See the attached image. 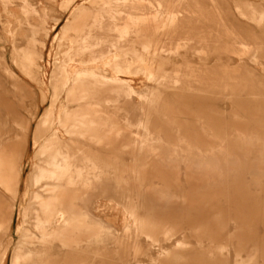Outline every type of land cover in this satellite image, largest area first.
Returning a JSON list of instances; mask_svg holds the SVG:
<instances>
[{
	"label": "rangeland",
	"instance_id": "1",
	"mask_svg": "<svg viewBox=\"0 0 264 264\" xmlns=\"http://www.w3.org/2000/svg\"><path fill=\"white\" fill-rule=\"evenodd\" d=\"M64 115L102 124L79 136ZM257 134L264 0H0V264H264ZM67 148L91 184L61 204L51 158Z\"/></svg>",
	"mask_w": 264,
	"mask_h": 264
},
{
	"label": "bare ground",
	"instance_id": "2",
	"mask_svg": "<svg viewBox=\"0 0 264 264\" xmlns=\"http://www.w3.org/2000/svg\"><path fill=\"white\" fill-rule=\"evenodd\" d=\"M120 12V11H119ZM157 12V11H156ZM155 13V12H154ZM153 13V14H154ZM142 14H144V13H142ZM151 14V13H150ZM149 14H147V16H148ZM145 16V15H144ZM146 16V17H147ZM141 17V16H140ZM115 18H116V16H115ZM144 18V17H143ZM147 19V18H146ZM137 20V22H135V21H131V23L132 24H134V25H138V24H140V22L142 21V19H140L139 17L136 19ZM144 20V19H143ZM151 20V19H150ZM147 21H148V19H147ZM147 21H145V22H147ZM142 23V22H141ZM153 23H155V22H153ZM145 25L146 24H143V26L144 27H142V29H145V28H147V27H145ZM159 25V24H158ZM160 25H162V24H160ZM131 27V26H130ZM140 27V26H139ZM158 27V26H157ZM162 27V26H161ZM164 27V26H163ZM159 29H160V26L158 27ZM141 29V28H140ZM158 29V30H159ZM129 29L126 27V28H123V29H121V32L122 33H128L129 31H128ZM136 30V29H135ZM139 30V29H138ZM140 32V31H139ZM144 32H145V30H144ZM131 33V32H130ZM143 35H145V34H143ZM140 38V37H139ZM142 41V40H141ZM145 41V47L147 48V49H149L150 48V46L152 45V43L150 44V46L149 45H147L148 43H149V41L148 42H146L147 41V39L146 40H144ZM143 44H144V42H143ZM154 44H156V43H154ZM142 45V44H141ZM153 46V45H152ZM151 46V47H152ZM154 47H158V45L157 46H154ZM152 49V48H151ZM150 50V49H149ZM156 50V49H155ZM158 51V50H157ZM155 52V51H154ZM152 57V56H151ZM149 75V78H151V73H149L148 74ZM130 87V86H129ZM133 91L134 92H136L137 93V95H139V97H143V94L144 93H139L138 92V90H135V89H133ZM132 91V92H133ZM148 91V90H147ZM131 91H130V93H132ZM147 93V92H146ZM57 97V96H56ZM98 97H99V102L97 101V104L100 106V103L103 101V99H104V97L103 96H100L99 94H98ZM114 104H115V102H114ZM95 117H97V116H92V117H80V118H77V119H70L67 115H64V118H65V120H66V123H67V125H68V127L70 128V131L69 132H71V131H73L74 133H76V135H79V136H87L88 134H94V133H96V132H98L99 131V128H100V126H101V124L102 123H97L96 121H94V118ZM87 118H89V119H91V121L89 122V123H87V122H85V119H87ZM63 120V119H62ZM54 123V122H53ZM145 127V126H144ZM234 128H236V126H234ZM203 129L206 131V132H208V133H210L213 129L212 128H210V126H207L205 123H204V125H203ZM235 130V139L233 140V143L234 144H236V145H241L242 144V142H241V138H243L245 135L244 134H241L240 132H238L239 130L238 129H234ZM104 133L102 134V136L101 137H97L98 139H97V144H100V143H102V144H104L105 146H107V145H109V146H113V138H114V133H115V128H112V129H110V128H106V129H104ZM213 132V133H212ZM211 133L212 134H214V136H212L213 138H216L217 140H218V145L220 146V147H223V146H225V144H226V140H225V136L224 135H222V134H220V133H218V132H216V131H212ZM54 134V133H53ZM59 134V133H58ZM56 135V134H55ZM38 136V135H37ZM54 136V135H53ZM252 136V135H251ZM250 136V137H251ZM50 137V136H49ZM256 139L257 140H260V139H262L263 138V136L261 135V134H257L256 135ZM54 138V137H53ZM53 138H51V139H53ZM38 139V138H37ZM40 139V138H39ZM264 139V138H263ZM262 139V140H263ZM55 140V139H54ZM159 140V139H158ZM45 141V140H44ZM49 141H51V140H49ZM137 141L138 142H140V143H142V145L145 147V146H148L149 145V143L151 144V145H154L153 144V142H150L149 141V139L146 137V138H144V137H142L141 135H137ZM177 141L178 142H183V143H187L188 145H192L193 143H192V141H191V139H190V136H184V135H179V137L177 138ZM47 142V141H46ZM58 143V142H57ZM154 143H156V142H154ZM47 143H45V145H46ZM259 144V143H258ZM47 145H49V144H47ZM167 145L169 146V147H173L175 150L173 151V152H176V146H174L171 142H168L167 143ZM208 145H211V144H209L208 143ZM260 145L262 146V144L260 143ZM263 145H264V141H263ZM54 146V145H53ZM52 146V147H53ZM68 146H70V145H68ZM48 147V146H47ZM49 147H50V145H49ZM42 148H44V145H43V147ZM42 148H40V149H42ZM77 148L78 149H76V151L77 152H80L81 151V149H82V146H81V142H78V145H77ZM49 149V148H48ZM157 149V148H156ZM262 149V148H261ZM12 151V150H11ZM39 151V150H38ZM43 151V150H42ZM44 151H46V150H44ZM43 151V152H44ZM42 152V153H43ZM48 152V151H47ZM66 152L68 153V155H63L62 154V151H59V152H56V154L55 155H53V157L51 158V161H52V169H51V171H50V173H51V176H52V178L53 179H55V180H66V185L59 191L60 192V197L58 198V201L60 200V203L61 204H64L65 203V201L66 200H69V199H74V198H77V197H79V191H78V189L76 188V183H77V180H79V179H84V185L87 187V186H89L90 184H91V178H89L88 176H86V174H85V172H84V165H85V162H84V158H78L77 156H76V158H77V160H78V163H80L79 165H77V167L75 168V170L72 172V171H70L69 170V166H70V159H72L71 158V155H69V152H70V149L69 148H67L66 149ZM39 153H41V151L39 152ZM45 153V152H44ZM55 153V152H54ZM46 154V153H45ZM59 154H60V156L62 155V156H64L63 157V162L61 163L60 161H59ZM62 156H61V158H62ZM74 156V158H75V154L73 155ZM208 156L210 157V160L209 161H207V167H211V166H213L214 165V163L211 161L212 160V157H213V154H212V152H209L208 153ZM14 157V156H13ZM208 157V158H209ZM11 162V161H10ZM12 162H13V160H12ZM14 165V164H13ZM11 166V165H10ZM71 166H72V164H71ZM11 169V168H10ZM2 171V170H1ZM38 174V173H37ZM41 175V174H40ZM39 175V176H40ZM38 176V175H37ZM36 176V178L35 179H37L38 177ZM3 178V177H2ZM40 178H42V176L41 177H39L38 179H37V181L39 182V180H40ZM118 178H120V177H118ZM118 178H117V180H118ZM122 179V178H121ZM120 179V180H121ZM42 180V179H41ZM40 180V181H41ZM37 181H36V184H37ZM50 189H51V191H56V189L58 188V185H56V184H53V185H50V187H49ZM39 196V195H38ZM38 198V197H37ZM42 199H43V197H41ZM82 201L84 202V207L82 208V213H83V215L85 216V221H80V220H77L76 221V224L77 225H79V226H82V225H89V223L87 222V218L88 217H90L91 216V213H90V211L88 210V208H87V205H86V200L84 199V198H82ZM43 210L44 211H48V210H51L52 211V213H54V204L53 203H50V202H48V201H44L43 200ZM42 205V204H41ZM98 226H99V228H102V229H106V230H108V231H110L111 230V228L110 227H107V226H105V225H103L102 224V222H98ZM127 229H128V227H127ZM130 229V228H129ZM128 229V230H129ZM126 230V229H125ZM63 241V244L65 245V246H71V244H70V242H68V241H66V239H62ZM77 243H78V241H77ZM106 252V251H105ZM43 255V254H42ZM22 256V255H21ZM105 256V255H104ZM107 256V255H106ZM16 257V256H15ZM23 257V256H22ZM44 257V256H43ZM98 258H100L101 260H102V258H103V255H102V251L101 250H99L98 252H97V258L96 259H98ZM15 260V259H14ZM16 261V260H15ZM19 261V260H18ZM17 262V261H16ZM15 262V263H16ZM105 262V261H104ZM101 264H103L102 263V261L100 262ZM100 263H97V262H95V263H93V264H100ZM106 263V262H105Z\"/></svg>",
	"mask_w": 264,
	"mask_h": 264
}]
</instances>
